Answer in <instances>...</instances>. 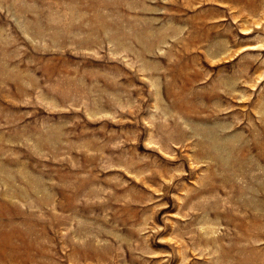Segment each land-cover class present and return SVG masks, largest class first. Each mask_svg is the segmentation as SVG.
<instances>
[{"label":"rangeland","instance_id":"374dc122","mask_svg":"<svg viewBox=\"0 0 264 264\" xmlns=\"http://www.w3.org/2000/svg\"><path fill=\"white\" fill-rule=\"evenodd\" d=\"M1 231L0 264H264V0H0Z\"/></svg>","mask_w":264,"mask_h":264},{"label":"bare ground","instance_id":"6f19581e","mask_svg":"<svg viewBox=\"0 0 264 264\" xmlns=\"http://www.w3.org/2000/svg\"><path fill=\"white\" fill-rule=\"evenodd\" d=\"M4 168V167H3ZM3 177V176H2ZM5 212V211H4ZM9 213V212H8ZM11 222V221H10ZM12 224V223H11ZM13 225V224H12ZM3 228V227H2ZM14 228V227H13ZM17 229V228H16ZM5 230V229H4ZM25 234V233H24ZM20 238L23 241V238L21 237V234H17V233H6L1 231L0 232V248H2L3 246L7 245V242H10L11 239H14L15 237ZM13 248H16V245H12ZM26 248H29V246H26ZM6 250V249H5ZM5 252V251H4Z\"/></svg>","mask_w":264,"mask_h":264}]
</instances>
